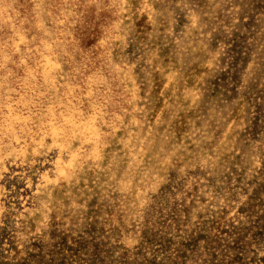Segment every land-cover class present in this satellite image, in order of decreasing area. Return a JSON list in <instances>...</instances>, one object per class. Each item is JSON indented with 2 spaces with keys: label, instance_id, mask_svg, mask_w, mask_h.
Returning a JSON list of instances; mask_svg holds the SVG:
<instances>
[{
  "label": "rangeland",
  "instance_id": "1",
  "mask_svg": "<svg viewBox=\"0 0 264 264\" xmlns=\"http://www.w3.org/2000/svg\"><path fill=\"white\" fill-rule=\"evenodd\" d=\"M0 264H264V0H0Z\"/></svg>",
  "mask_w": 264,
  "mask_h": 264
}]
</instances>
